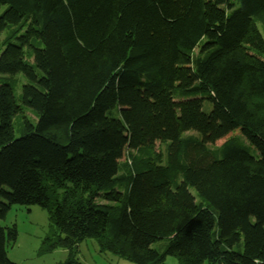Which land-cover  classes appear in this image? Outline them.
I'll use <instances>...</instances> for the list:
<instances>
[{
	"label": "trees",
	"instance_id": "trees-1",
	"mask_svg": "<svg viewBox=\"0 0 264 264\" xmlns=\"http://www.w3.org/2000/svg\"><path fill=\"white\" fill-rule=\"evenodd\" d=\"M0 220L39 205V254L264 264V0H0ZM30 82L20 101L12 85ZM239 129L249 146L233 138ZM160 144L161 148L157 146ZM252 147V150L251 148ZM195 191V193L192 192ZM17 228L0 225V264ZM155 245H158L155 246Z\"/></svg>",
	"mask_w": 264,
	"mask_h": 264
},
{
	"label": "rangeland",
	"instance_id": "rangeland-1",
	"mask_svg": "<svg viewBox=\"0 0 264 264\" xmlns=\"http://www.w3.org/2000/svg\"><path fill=\"white\" fill-rule=\"evenodd\" d=\"M4 8H1L0 12ZM27 23L23 21L22 16H19L18 19L11 25H9L1 34H0V51L4 48V43L7 38H10L11 42L20 43L23 51V61L27 64H33L32 58V44L36 47L41 46L39 40H25L20 38V36L26 31ZM2 80L9 82L13 87V92L16 96L18 106L20 107V112L15 115V135L18 137L20 135L19 125L20 119L22 117L29 118L30 120H35V114L30 111V109L25 108L20 97L22 95V85L30 82L29 77L23 73L21 68H19L16 73L5 76ZM233 138L241 144L249 146L247 140L244 138L239 129H236L224 137L216 141L215 145H220L224 141ZM161 148L160 144H157ZM252 150V147H250ZM193 193L195 191L192 190ZM0 225L5 228H12L16 226L17 228V240L8 241L7 243V255L9 259L18 263V264H53L56 262L64 261L67 258L68 250L65 248H57L54 251L39 254V248L42 244V240L52 231V223L49 218V213L47 210L43 209L39 205H13L5 218L0 220ZM158 247V245H155ZM81 248V257L87 260L94 259L95 254H100V248L95 239H85L80 243ZM107 253V257L104 255L102 257L95 258L98 263H107V264H132L128 261L123 260L120 257L110 252ZM114 257L116 259H114ZM113 258V259H110ZM113 261V262H111ZM166 264H179L178 260L173 256L167 257Z\"/></svg>",
	"mask_w": 264,
	"mask_h": 264
},
{
	"label": "crops",
	"instance_id": "crops-1",
	"mask_svg": "<svg viewBox=\"0 0 264 264\" xmlns=\"http://www.w3.org/2000/svg\"><path fill=\"white\" fill-rule=\"evenodd\" d=\"M79 260L81 261V262H83L84 264H107L106 262L105 263H98L97 262V260H96V256L97 255H99L98 257H102L103 255L105 256V257H107L106 255H107V253L106 254H104L103 252H100V254H95V257H94V259L92 260V259H89V260H87V259H85V258H82L80 255H81V248L79 249ZM117 257V256H116ZM110 259H113V258H110ZM114 259H116L115 257H114ZM124 260V259H123ZM111 262H113V261H111ZM167 263V259H166V261H165V264ZM116 264H119V263H116Z\"/></svg>",
	"mask_w": 264,
	"mask_h": 264
}]
</instances>
